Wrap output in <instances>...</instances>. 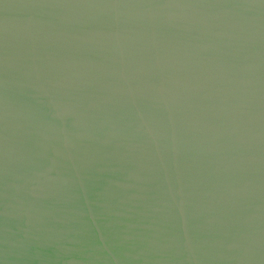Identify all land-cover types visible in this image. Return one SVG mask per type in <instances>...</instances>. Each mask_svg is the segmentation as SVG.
<instances>
[{
  "label": "water",
  "instance_id": "1",
  "mask_svg": "<svg viewBox=\"0 0 264 264\" xmlns=\"http://www.w3.org/2000/svg\"><path fill=\"white\" fill-rule=\"evenodd\" d=\"M0 264H264V0H0Z\"/></svg>",
  "mask_w": 264,
  "mask_h": 264
}]
</instances>
